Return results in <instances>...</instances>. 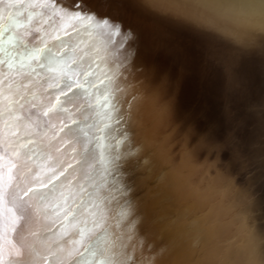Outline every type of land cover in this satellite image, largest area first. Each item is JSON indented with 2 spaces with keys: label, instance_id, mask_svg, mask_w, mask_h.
I'll list each match as a JSON object with an SVG mask.
<instances>
[{
  "label": "bare ground",
  "instance_id": "bare-ground-1",
  "mask_svg": "<svg viewBox=\"0 0 264 264\" xmlns=\"http://www.w3.org/2000/svg\"><path fill=\"white\" fill-rule=\"evenodd\" d=\"M73 3L0 0V264H264V0Z\"/></svg>",
  "mask_w": 264,
  "mask_h": 264
},
{
  "label": "water",
  "instance_id": "water-1",
  "mask_svg": "<svg viewBox=\"0 0 264 264\" xmlns=\"http://www.w3.org/2000/svg\"><path fill=\"white\" fill-rule=\"evenodd\" d=\"M202 4V3H201ZM202 7L204 9H206V7H204V5L202 4ZM211 29L213 28H209L207 29V31H211ZM205 30V29H203ZM262 33H264V31H260ZM217 33V32H215ZM201 37L203 38H208L205 34H200ZM255 40V39H253ZM255 41H261L259 42L260 43H264V34H260L258 36V38H256ZM214 44L216 45H222L223 48L225 49H228L231 45L229 44V40H226V39H220V40H213ZM262 43V44H263ZM252 46H249L248 47V51H246L247 53H249V50L251 49ZM245 53V51H244ZM253 55H255V57L257 58V61L255 59L251 60L252 63H254L252 66L251 65H246L244 63H242L243 66H245V69L247 68V70L249 71V73H251L252 75V78H253V83L256 85V89L258 90V93L260 92V95L258 97V101H255L254 99H250V98H247V96H245L246 100L244 99L243 100V103L246 104L245 106H249V107H252V113L254 115L259 114V118L260 120L262 121V124L264 126V46L263 47H257L256 51L253 53ZM255 107V108H254ZM255 110H254V109ZM264 137V135H263Z\"/></svg>",
  "mask_w": 264,
  "mask_h": 264
},
{
  "label": "snow or ice",
  "instance_id": "snow-or-ice-1",
  "mask_svg": "<svg viewBox=\"0 0 264 264\" xmlns=\"http://www.w3.org/2000/svg\"><path fill=\"white\" fill-rule=\"evenodd\" d=\"M81 13H83V17H81ZM69 14L74 19L83 18V19H88V20H95L98 26L110 28L113 34H119L121 36V40L118 45L119 47H123L125 44L128 43V41L133 39L132 33L130 31H123L119 23L113 22L109 18L97 17L95 13L88 10L85 0H74V3L72 5V8ZM125 59H127V56L125 57ZM117 90L121 92V96H122L124 90L120 89L119 85H117ZM121 96H116L115 103L113 104V108L117 111H120V109L117 108V105L121 104ZM133 100H135V96H133L130 100L124 101V103L131 105ZM121 115L123 114L121 113ZM17 264H19V262H17Z\"/></svg>",
  "mask_w": 264,
  "mask_h": 264
}]
</instances>
